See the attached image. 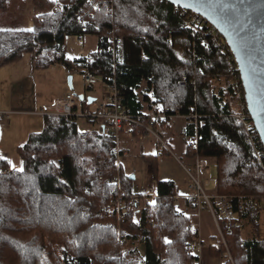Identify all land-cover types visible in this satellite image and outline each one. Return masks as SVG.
<instances>
[{"label": "trees", "instance_id": "16d2710c", "mask_svg": "<svg viewBox=\"0 0 264 264\" xmlns=\"http://www.w3.org/2000/svg\"><path fill=\"white\" fill-rule=\"evenodd\" d=\"M11 1L0 0V10ZM24 1L13 6L21 8ZM31 3L40 10L31 28L0 27V67L28 53L37 69L59 64L68 72L89 71L106 83L115 75L129 114L158 106L198 114L197 146L187 140L184 155L213 159L215 191L231 198L233 221L219 218L231 256L223 264H264V238L259 237L264 148L257 143L255 152L234 116L241 81L237 70L230 73L206 25L186 23L181 8L166 0ZM66 35L97 36V50L69 58ZM109 38L122 45V61L115 67ZM181 79L186 83L178 84ZM81 103L84 109L92 104ZM43 117L44 129L29 133L17 148L22 170L10 168L0 155V264H191L198 259L186 251L198 241V232L190 228L191 217L177 208L175 184L157 175L158 158L166 152L141 154L151 167L156 197L135 221L133 212L141 208L135 181L121 164L117 168L116 154L110 152L115 139L102 129L103 122L99 129L81 131L76 117ZM181 132L188 138L195 125L188 123ZM117 170L125 189L121 220L110 204L117 188L105 182Z\"/></svg>", "mask_w": 264, "mask_h": 264}, {"label": "rangeland", "instance_id": "374dc122", "mask_svg": "<svg viewBox=\"0 0 264 264\" xmlns=\"http://www.w3.org/2000/svg\"><path fill=\"white\" fill-rule=\"evenodd\" d=\"M15 3L16 0H12L5 9L0 10V27L31 28L32 17L39 14L40 10L34 7L31 0L24 1L21 8L17 7L18 9L13 6ZM98 41L99 37L93 35H86L80 40L75 35H66L64 52L69 58L78 57L77 51L84 52V56H88L97 49ZM68 76H71V89L68 86ZM64 93L94 98L95 102L90 107L92 110L98 111L99 106L105 103L107 88L103 87L99 79L94 80L91 84H86L82 73L68 72L59 64L49 65L44 69L34 68L28 53H24L19 60L0 67V116L2 117L0 121V155L7 160L10 168L22 169L23 163L17 151L18 146L25 142L30 132H41L44 129V117L34 112L43 110L39 103L49 100L48 105H51L56 98H60ZM76 124L81 131L99 129L101 125L98 119L89 122L84 118H78ZM181 124L184 126L187 121L184 120ZM161 135L163 136L162 133ZM134 138L136 137H127L125 134L120 136L118 146L125 148L124 144H127L129 152L120 154L118 161L122 165L123 171L134 177L135 188L136 186L139 188L146 185L150 179L147 173L148 164L141 158L139 145L145 146L143 151L148 153L154 150L153 142L155 141L149 135L143 136L141 140L138 139L139 141ZM163 138L167 140V136L164 135ZM185 141L187 142V138L186 140L181 139V143H178L179 147L172 145L171 149L177 156H179V149H182L181 145L184 147ZM182 162L188 167L192 165L185 160ZM213 162V159L209 160V177L212 181L209 190L216 192ZM157 163L159 179L173 180L178 195L190 194L189 190H186L181 183V180L182 182L188 180L182 165L169 156L159 157ZM259 237L264 238V213L260 219ZM219 239L222 244L221 235ZM224 251L228 259H231L228 248L224 247Z\"/></svg>", "mask_w": 264, "mask_h": 264}, {"label": "built area", "instance_id": "2783aa9c", "mask_svg": "<svg viewBox=\"0 0 264 264\" xmlns=\"http://www.w3.org/2000/svg\"><path fill=\"white\" fill-rule=\"evenodd\" d=\"M56 8V5L54 6ZM181 14L184 15L185 21L188 24L193 25H206L209 33L213 35L216 39L218 46L222 48V52L226 55L228 67L232 75L235 74L237 70L236 63L231 62L234 60L229 47L226 42L216 30V28L209 23L202 15L195 13L193 11L184 10L181 8ZM81 38L78 37V40ZM110 45L108 51L111 52L113 57L114 67L117 63L122 61V45L121 42L115 41L113 38H109ZM81 53V52H79ZM235 62V61H234ZM238 72V70H237ZM239 76V73H238ZM84 83L91 84L97 78L95 75L89 71H84L83 73ZM240 78V77H239ZM107 88V94L105 95V103L99 106L98 111L91 109H84L78 96L72 93H66L64 96L57 98L51 105H47L36 112L41 115L49 116H65V117H76V118H97L103 122L102 129L105 132L111 133L115 139V147L110 150V152H115L116 154V166L119 167L120 162L118 157L120 155L118 140L122 134L136 137L141 140L143 136H151L155 141V146L160 152H167L175 157L170 144L161 135L160 128L158 125H164L169 128L183 130L186 125H182L176 118L179 116L183 117L187 121V124L195 125V133L187 138L188 143L191 147H196L198 142V134L196 132V122L198 119V114L190 113L188 115H182L179 113L169 112L167 109H163L161 106L153 107L148 112H141L137 115H132L126 112L124 106L122 105L119 91L116 84L115 75L108 78L109 83H106L99 79ZM186 83L185 79L178 81V84L183 85ZM236 86L235 93L238 99V108L234 114L235 118L242 124L244 131L246 132L251 145L253 146L255 152L257 151L256 145L259 143L262 148L260 138L257 131L253 126V122L247 112L244 109L246 104L242 101L243 89ZM244 98V97H243ZM245 107V108H244ZM209 158L196 155L193 159L191 166H185L180 162L186 174L188 176L187 189L190 192L189 198L192 199L198 206H203L209 210L216 222L219 224V218L230 223L235 217V212L231 205V198L225 195L218 194L209 190L212 185V181L209 177ZM105 182L109 185H114L117 188V194L110 200V204L116 211L118 220H121L124 209V194L125 189L122 186L120 173L117 172L111 178H107ZM135 197L139 198V206L142 208L144 205L153 200L156 197V183L153 174L150 175V179L146 185L135 188ZM264 204V196L262 197ZM242 207V206H241ZM220 226V224H219ZM191 229H195L194 225L191 223ZM222 236V244L227 249V245ZM186 251L189 254H198V259L192 261L191 264H202L199 254L201 252V243L195 242L186 246ZM228 253V251H227ZM229 255V253H228Z\"/></svg>", "mask_w": 264, "mask_h": 264}, {"label": "water", "instance_id": "95a60500", "mask_svg": "<svg viewBox=\"0 0 264 264\" xmlns=\"http://www.w3.org/2000/svg\"><path fill=\"white\" fill-rule=\"evenodd\" d=\"M166 1L202 15L220 33L234 57L246 110L264 146V0ZM67 81L71 89V76ZM78 98L89 104L95 101L84 95ZM141 214L142 208L134 210V220Z\"/></svg>", "mask_w": 264, "mask_h": 264}, {"label": "crops", "instance_id": "0c3cea01", "mask_svg": "<svg viewBox=\"0 0 264 264\" xmlns=\"http://www.w3.org/2000/svg\"><path fill=\"white\" fill-rule=\"evenodd\" d=\"M97 47H98V45H97ZM77 55H78V57H74V58L83 57L84 52L79 53V51H77ZM103 87L105 88L104 84H103ZM64 94L62 96H64ZM49 102L50 101L47 100L45 102L39 103L40 107L44 108L45 106H47L49 104ZM89 109H91V107ZM24 112L26 113V111H24ZM30 112H33V111H30ZM34 112L36 114V112H38V111H34ZM41 116H44V115H41ZM176 120H178L180 123H182L185 119H183V117L179 116L178 118H176ZM99 121H100V124L102 125V121L101 120H99ZM159 128H160V131L163 134V136L165 135V136H167V140L169 139V144L171 147H172V145H176L179 147L178 143H181V139L186 140V137H184V135L181 134L182 130L169 128V127L164 126V125H160ZM30 133H32V132H30ZM127 137H128V135H127ZM134 139L138 140L137 138H134ZM121 141H122V138H121ZM185 144H186V141H185ZM185 144H184V147L180 144L182 149H179V156H177L174 153L173 149H172V151H173L175 157L172 156L171 154H168L167 152H166V155H162V156H169L172 159H174L178 164H180V162L183 163L182 160H185L188 163H190V165H191L193 160L187 158L184 155ZM124 146H125V148H123L121 146L122 149L119 147V151L121 152V154H127L129 152L128 145L124 144ZM153 146H154L153 147L154 150L152 152H148L149 154H157L158 152H160L157 149V147L155 146V142H153ZM139 147H141V154L146 153L143 151L145 146L139 145ZM162 156H160V157H162ZM147 173L149 174V176L151 174H153L150 165H148ZM157 175H158V172H157ZM162 180L173 181L171 179H162ZM187 181L188 180H184V182H182V180H181V183L184 185L183 187L186 188V190H187ZM180 191L182 192L181 189H180ZM189 196H190L189 193H182L179 195L176 194V204H178L177 208L181 212L186 213L187 215H189L191 217V223L194 225L195 229L198 232V242L201 243V252L199 254L200 260H201L202 264H223L224 261L228 259V256L225 253V251L221 249L222 244H220V239H219V237L222 233L221 228H220L219 224L216 222L213 214L209 210H207L203 206H198L193 201H185L186 199H190Z\"/></svg>", "mask_w": 264, "mask_h": 264}, {"label": "snow or ice", "instance_id": "6c2138e0", "mask_svg": "<svg viewBox=\"0 0 264 264\" xmlns=\"http://www.w3.org/2000/svg\"><path fill=\"white\" fill-rule=\"evenodd\" d=\"M55 2V0H54ZM27 31H32V29H27ZM14 167V166H13ZM22 170V169H21ZM166 243H170V241H167V239L165 240Z\"/></svg>", "mask_w": 264, "mask_h": 264}]
</instances>
